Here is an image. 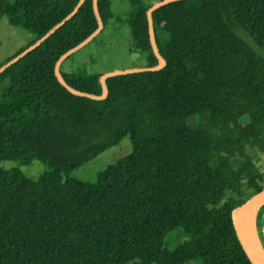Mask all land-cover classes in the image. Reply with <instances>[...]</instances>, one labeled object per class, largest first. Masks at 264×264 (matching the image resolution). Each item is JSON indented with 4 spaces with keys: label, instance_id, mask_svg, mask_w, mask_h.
<instances>
[{
    "label": "trees",
    "instance_id": "1",
    "mask_svg": "<svg viewBox=\"0 0 264 264\" xmlns=\"http://www.w3.org/2000/svg\"><path fill=\"white\" fill-rule=\"evenodd\" d=\"M80 0H0V19L48 34ZM130 51L159 64L143 0H129ZM104 28L111 0H98ZM166 65L107 78L58 60L99 24L94 0L0 73V264H252L232 210L264 188V0H175L152 13ZM102 30V31H103ZM102 31L100 33H102ZM196 119L197 125L190 120ZM129 137L95 183L73 171ZM40 160L33 180L4 161ZM257 228L261 242L264 205ZM186 237L174 249L168 235ZM264 247V246H263Z\"/></svg>",
    "mask_w": 264,
    "mask_h": 264
},
{
    "label": "rangeland",
    "instance_id": "2",
    "mask_svg": "<svg viewBox=\"0 0 264 264\" xmlns=\"http://www.w3.org/2000/svg\"><path fill=\"white\" fill-rule=\"evenodd\" d=\"M146 5L153 6L163 0H143ZM113 18L105 27L102 33L98 34L93 40L74 52L73 57L68 60L64 69L71 71L79 65L86 66L87 70L101 76L129 69H138L145 66L142 56L130 51L131 35L126 23L129 10V0H111ZM34 39V35L29 31L12 26L7 17L0 19V64L17 54L21 49L26 48ZM196 119H191V125H197ZM133 149L129 137H125L117 146H114L92 161L87 162L79 169L73 171L72 177L85 182L95 183L98 173L110 164L128 155ZM256 154L257 163L264 171V153L252 150ZM2 166L5 168L18 167L24 174L33 180H37L45 171L46 165L40 160H34L29 164H20L16 161H4ZM258 215V210L254 212ZM254 231L258 232L261 246H264V228H262L261 242L257 224ZM186 237L182 230L168 235L165 239L164 247L168 250L174 249Z\"/></svg>",
    "mask_w": 264,
    "mask_h": 264
},
{
    "label": "water",
    "instance_id": "3",
    "mask_svg": "<svg viewBox=\"0 0 264 264\" xmlns=\"http://www.w3.org/2000/svg\"><path fill=\"white\" fill-rule=\"evenodd\" d=\"M84 1L85 0H80V2L76 6V8L73 10V12H71L69 14V16H67L60 24L55 26L43 38H41L34 45L28 47L20 55H18L17 57L13 58L11 61L6 63L3 67H1L0 68V73L2 71H4L7 67H9L11 64L16 62L23 55L28 53L30 50H32L33 48L38 46L45 38H47L56 29H58L63 23H65L70 17H72L77 12V10L81 7V5L83 4ZM171 1H175V0H163V1L159 2V3H156L153 6H151L148 9V12H147L148 21H149V27H150L151 41H152V44H153L154 53L157 56V58L159 59V64L157 66H153V67H143V68H138V69H129V70H125V71H115V72L106 74L104 76H101L100 81L102 83L103 93L100 96L91 95V94H87V96H89V97H91L93 99H105V98H107V96L109 94V89H108L106 80L109 77L116 76V75H121V74L136 73V72L156 71V70L162 69L166 65V60H165V58H163L160 55V52H159V50L157 48V45H156V42H155V34H154L152 13H153L154 10H156L160 6H162L164 4H167V3L171 2ZM94 9H95V13L97 15L98 24H99L97 30L94 33H92L88 38H86L84 41H82L80 44H78L74 48H72L69 51H67L64 55H62L61 58L58 60V62L56 64V68H55V74H56L58 80L60 81V83H62L64 86H66V88H68L70 91H72L74 93H79V92L75 91L74 89H72L70 86H68L66 84V82H65V80H64V78H63V76H62V74L60 72V65H61V63L63 62V60L67 56H69L70 54L74 53L79 48L83 47L89 41L93 40L103 30L104 22H103V20L101 18V15L99 13L98 0H94ZM263 205H264V188L261 189L260 191L256 192V193L252 194L242 204L236 206L232 210V213H231V219H232V223H233L237 238H238V240H239V242H240V244L242 246V249L244 250L245 254L247 255L248 259L250 260V262L252 264H264V247L261 246L262 250L259 249V247L257 245V242L255 241V238L253 236V232L251 230L250 222H249L251 211L254 208H258V211H259V209ZM257 235H258V232H257Z\"/></svg>",
    "mask_w": 264,
    "mask_h": 264
},
{
    "label": "bare ground",
    "instance_id": "4",
    "mask_svg": "<svg viewBox=\"0 0 264 264\" xmlns=\"http://www.w3.org/2000/svg\"><path fill=\"white\" fill-rule=\"evenodd\" d=\"M257 210H258V208H254L251 211L249 222H250V227H251V230L253 232V236L255 238V241L257 242V245H258L259 249L262 250L261 244L259 242V238H258L256 232L254 231V225L256 224V220H257V216L255 215L254 212L257 211Z\"/></svg>",
    "mask_w": 264,
    "mask_h": 264
}]
</instances>
